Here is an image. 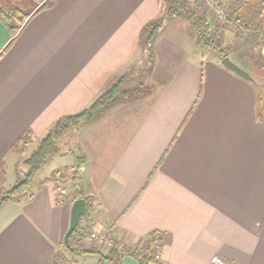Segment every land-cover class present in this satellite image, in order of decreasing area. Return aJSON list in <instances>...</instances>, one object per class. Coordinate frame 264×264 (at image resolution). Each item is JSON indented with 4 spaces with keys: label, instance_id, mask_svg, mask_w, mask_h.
Masks as SVG:
<instances>
[{
    "label": "crops",
    "instance_id": "0c3cea01",
    "mask_svg": "<svg viewBox=\"0 0 264 264\" xmlns=\"http://www.w3.org/2000/svg\"><path fill=\"white\" fill-rule=\"evenodd\" d=\"M166 2L43 0L27 13L0 0V9L27 17L10 23L15 35L0 19V162L8 167L0 196L16 182L12 148L25 132L33 136L28 158L57 120L87 109L110 84L127 77L140 91L65 137L64 155L42 171L29 202L0 209V264H79L64 247L73 192L59 204L46 183L78 157L96 209L80 229L85 264H108L107 252L84 240L107 231L133 254L159 239L158 264H264V106L256 87L264 84V13L253 82L204 50L186 21L166 19ZM201 7L217 26L208 2ZM149 23L161 28L144 68Z\"/></svg>",
    "mask_w": 264,
    "mask_h": 264
},
{
    "label": "trees",
    "instance_id": "16d2710c",
    "mask_svg": "<svg viewBox=\"0 0 264 264\" xmlns=\"http://www.w3.org/2000/svg\"><path fill=\"white\" fill-rule=\"evenodd\" d=\"M52 1V0H51ZM206 0H167L165 15L166 19H181L186 21L195 31L198 44L204 49L215 53L220 60L229 57L228 51L222 49L215 43L211 21L203 11L201 4ZM217 1V0H215ZM223 2V4H221ZM219 7L227 14L225 22L233 23L237 31L244 29L251 35L254 46V41L258 43V37L261 34L262 16L264 13V0H222ZM199 4V5H198ZM49 4L43 6L47 7ZM20 15V18L17 16ZM22 17V19H21ZM14 18H17L20 23H23L26 16L15 7L6 8V5L0 9V19L9 27L13 35L16 34L19 28L11 26L10 23ZM20 19V20H19ZM244 26V27H242ZM161 26L157 24H147L142 31L145 37L147 56L144 61V68L149 66L154 57L153 46L158 38ZM241 36V31L238 32V37ZM250 39V40H251ZM255 46L254 48H257ZM255 56V55H254ZM253 56V57H254ZM144 71V70H143ZM128 84L127 77L119 79V81L110 84L103 94L97 98L87 109L81 113L73 116H65L57 120L46 132L44 137L38 143L37 148L31 153L28 158L25 156L27 149L33 142V136L30 131L25 132L14 144L12 152L19 155L22 159L26 172L24 179L19 178V173L16 171V182L8 190H4L0 196V209L7 203L14 201L29 202L34 196L33 184L36 177L51 163V161L63 156L62 140L67 136L71 130L79 129L85 124L92 122L100 113L109 106L117 103L119 100L131 98L139 94L140 91L126 89ZM142 85H140L141 87ZM256 87L259 92V110L262 111L264 106V84L257 82ZM138 96V95H137ZM20 159V160H21ZM85 158L78 157L74 167H67L53 172L46 183H53L56 190L59 187L66 186L68 183L73 188L74 202L79 199H84L87 203V211L84 217L81 218L80 224L75 233L70 237L69 246L65 249L73 255H78L84 252L81 245L82 238L80 229L90 220L92 213L96 212L93 207L91 198L85 192V182L83 177V165ZM8 167L5 161L0 162V187L4 188L7 182ZM67 196V195H66ZM65 195L59 194L58 203L65 202ZM155 237H150L149 245L146 248L139 264H155L154 257ZM124 257H133L130 250H124L118 253L112 250L106 262L108 264H121ZM64 261L63 258H61ZM66 263V260L64 261ZM67 264V263H66Z\"/></svg>",
    "mask_w": 264,
    "mask_h": 264
},
{
    "label": "rangeland",
    "instance_id": "374dc122",
    "mask_svg": "<svg viewBox=\"0 0 264 264\" xmlns=\"http://www.w3.org/2000/svg\"><path fill=\"white\" fill-rule=\"evenodd\" d=\"M2 1L7 2L8 0H2ZM12 1L21 4L22 5L21 8L22 7L23 8L25 7L24 10L27 13H29L28 12L29 10L32 11L33 9H36L42 3L43 0H12ZM217 1H218V4L222 2L220 0H217ZM221 4H223V2ZM209 8H210L211 11L214 12V17L216 18V21L215 22H217V24H218L217 26L213 25V27H212L213 30H215V35H214L215 43L217 45H219L220 47H222V49H225L226 51H228L229 58H231V60L237 66H239L241 69H243L247 73H250L252 71V67H254L253 65L256 62L255 60H257L253 56L256 54V51H258V48H254V47L259 44V37H258V43H257V41H254L255 44H256L255 46L253 44V40L251 39V35L247 31H245L244 29H240L239 30V31H241V36L238 37V32L239 31H237L236 28L233 26L234 24L232 22L231 23H227V22H225L224 18H222V15H221L222 8L220 7L221 10L218 7H216V6L215 7L209 6ZM242 27H244V26H242ZM134 80H136V79L133 78L131 81H134ZM126 89H132V88H131V86H128L127 85L126 86ZM76 130L77 129L71 130L67 134L66 137H68L69 140H70ZM64 140L65 139L62 140L63 147H65L64 146V143H63ZM17 156H19V155H17ZM22 158L24 159V157H22ZM54 166L55 165H51L50 168H52ZM16 171H18V173L20 175L19 178L24 179L23 177L25 175L26 169H25L24 165L22 164V159L17 164ZM44 178H46L45 172H42L41 174H39L36 177V179L34 181V184H33V187H32L34 191H35V189L37 187L38 182L40 180H43ZM71 185H69L67 183L66 186L61 187L62 190H63V195L66 196L67 193L70 194V193L74 192L73 191V188L71 187ZM54 187L56 189V186H54ZM58 194H59V192H58ZM23 204H25L24 201H23ZM88 233H90V232H88ZM98 250L100 252H102V253H105L106 252L102 247H98ZM112 250H115V249H112ZM112 250H110V252ZM66 251H67V249H66ZM110 252H108L107 255H109ZM68 254L70 255L71 258H73L77 262H79V264H85L84 258H80V256L73 255V254H71L69 252H68ZM131 255H133V253H131ZM68 264H77V263L68 260ZM155 264H158V262L156 261V259H155Z\"/></svg>",
    "mask_w": 264,
    "mask_h": 264
},
{
    "label": "built area",
    "instance_id": "2783aa9c",
    "mask_svg": "<svg viewBox=\"0 0 264 264\" xmlns=\"http://www.w3.org/2000/svg\"><path fill=\"white\" fill-rule=\"evenodd\" d=\"M208 2L209 6L213 7H219L218 1L215 0H206ZM205 1V2H206ZM221 10V9H220ZM219 12V11H218ZM217 12V13H218ZM221 15L224 20L227 18V14L221 10ZM59 194H63V190L61 187L57 189ZM96 212L92 213L90 216V220L93 219ZM84 240H86L89 244H95L97 247H102L107 253L110 252V250L115 249L119 253H122L125 250V247L122 245V243L118 240V238L110 231L102 232V233H86ZM160 252H161V246L159 239H155V245H154V256L156 261L159 263L160 261ZM144 251H138L133 254V258H135L137 261L141 260L143 257ZM211 264H230L228 262H225L219 257H213L211 259Z\"/></svg>",
    "mask_w": 264,
    "mask_h": 264
},
{
    "label": "water",
    "instance_id": "95a60500",
    "mask_svg": "<svg viewBox=\"0 0 264 264\" xmlns=\"http://www.w3.org/2000/svg\"><path fill=\"white\" fill-rule=\"evenodd\" d=\"M221 64L223 67H225L227 70L234 72L239 77L248 80L253 81V78L249 73L241 69L239 66H237L229 57H225L221 60ZM87 203L84 199L76 200L73 203L72 210H71V217H70V228L65 236L64 243L66 246H69V240L70 237L75 233L77 230L80 220L82 217L85 216L87 211ZM121 264H139V262L133 258V257H124L122 259Z\"/></svg>",
    "mask_w": 264,
    "mask_h": 264
}]
</instances>
